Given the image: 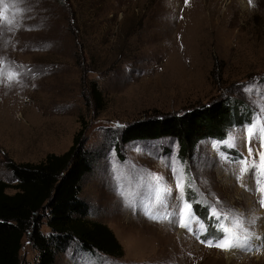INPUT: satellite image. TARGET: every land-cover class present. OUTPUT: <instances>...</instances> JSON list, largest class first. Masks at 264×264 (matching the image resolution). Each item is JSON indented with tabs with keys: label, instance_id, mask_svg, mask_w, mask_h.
<instances>
[{
	"label": "rangeland",
	"instance_id": "obj_1",
	"mask_svg": "<svg viewBox=\"0 0 264 264\" xmlns=\"http://www.w3.org/2000/svg\"><path fill=\"white\" fill-rule=\"evenodd\" d=\"M226 97L249 105L248 124L188 159L173 138L121 145L135 121ZM81 128L84 219L123 256L74 241L55 264H264V0H0V180L15 184L9 162L62 155ZM37 255L24 235L20 264Z\"/></svg>",
	"mask_w": 264,
	"mask_h": 264
},
{
	"label": "trees",
	"instance_id": "obj_2",
	"mask_svg": "<svg viewBox=\"0 0 264 264\" xmlns=\"http://www.w3.org/2000/svg\"><path fill=\"white\" fill-rule=\"evenodd\" d=\"M92 93L99 102L101 93L96 86ZM252 112L249 105L236 98H220L181 114L135 121L121 130L119 139L125 145L173 138L178 143V157L184 160L192 156L200 141H223L231 127L248 124ZM83 135L81 128L66 152L59 156L49 154L38 164L8 163L15 184L10 186L0 180V264H20L24 235L38 253L33 264H55L56 253L74 241L82 252L123 256L121 245L106 225L84 219L89 206L80 193L83 178L92 171L93 155L85 148ZM115 151L119 156L120 145L115 146ZM227 153L236 157L232 150ZM8 189L15 193L8 194ZM192 211L200 215L206 212L197 203ZM43 224L50 230L47 235L41 232ZM206 228L201 238L204 241L211 235L208 220Z\"/></svg>",
	"mask_w": 264,
	"mask_h": 264
},
{
	"label": "snow or ice",
	"instance_id": "obj_3",
	"mask_svg": "<svg viewBox=\"0 0 264 264\" xmlns=\"http://www.w3.org/2000/svg\"><path fill=\"white\" fill-rule=\"evenodd\" d=\"M251 3V0H250ZM249 151L251 152V149H249ZM261 160L264 161V155H261ZM262 204H264V202H262ZM217 246H224V247H236L239 246L237 244H225V245H217Z\"/></svg>",
	"mask_w": 264,
	"mask_h": 264
}]
</instances>
